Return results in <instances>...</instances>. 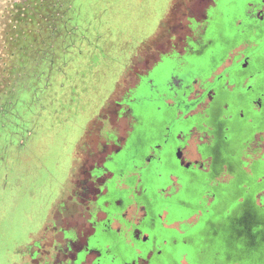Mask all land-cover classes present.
<instances>
[{
    "label": "flooded vegetation",
    "instance_id": "flooded-vegetation-1",
    "mask_svg": "<svg viewBox=\"0 0 264 264\" xmlns=\"http://www.w3.org/2000/svg\"><path fill=\"white\" fill-rule=\"evenodd\" d=\"M199 3L172 25L191 22L183 55L122 98L107 168L72 162L11 264H264V0ZM65 207L84 222L65 229Z\"/></svg>",
    "mask_w": 264,
    "mask_h": 264
},
{
    "label": "rangeland",
    "instance_id": "rangeland-1",
    "mask_svg": "<svg viewBox=\"0 0 264 264\" xmlns=\"http://www.w3.org/2000/svg\"><path fill=\"white\" fill-rule=\"evenodd\" d=\"M31 1L43 7L33 14L25 0H0V98L29 100L9 103L13 125L0 133V264H11L38 229L49 188L71 183L67 174L82 159L74 149L92 116L115 95L125 97L133 69H149L152 61L145 65L138 50L161 23L175 26L180 11L201 6L199 0ZM33 34L41 38L25 47ZM133 96L156 101L144 85Z\"/></svg>",
    "mask_w": 264,
    "mask_h": 264
},
{
    "label": "snow or ice",
    "instance_id": "snow-or-ice-1",
    "mask_svg": "<svg viewBox=\"0 0 264 264\" xmlns=\"http://www.w3.org/2000/svg\"><path fill=\"white\" fill-rule=\"evenodd\" d=\"M197 3L198 0H192L193 5ZM197 11V7H192L190 9L191 16L195 17ZM190 28L191 22H189L185 32H178L166 22L161 23L158 30L144 45L145 50H138V53L145 58V65L149 60L155 65H163L170 61L173 56L177 54L183 55L182 50L177 49V45L186 42L185 37L190 35ZM137 74L138 70L133 69L132 73H130V79ZM137 83L138 81H135L131 86L136 87ZM120 102L121 96L115 95L114 100L105 102V104L101 105L100 110L92 116L84 134L77 143L78 154L83 158L85 163H88L90 160H95L97 167L104 164V152L101 151L100 146L105 143V139L101 138V136L110 137V135L118 134L123 126V113L118 107ZM104 168H107L106 164H104ZM97 174L103 175V172ZM64 211L69 212V216L64 218L63 226L65 229L71 230L76 227L78 223L84 222L74 212H70L67 207L64 208ZM56 215L57 218H59V209H57ZM37 247H39V243H37ZM80 258L84 260L86 264H91L86 252H82Z\"/></svg>",
    "mask_w": 264,
    "mask_h": 264
},
{
    "label": "trees",
    "instance_id": "trees-1",
    "mask_svg": "<svg viewBox=\"0 0 264 264\" xmlns=\"http://www.w3.org/2000/svg\"><path fill=\"white\" fill-rule=\"evenodd\" d=\"M25 3H26V12L27 13H35L36 10H40L43 6H36L33 4V2L31 0H25ZM71 3V2H70ZM58 4V3H56ZM25 5V4H24ZM50 5V4H49ZM55 5V3H54ZM56 6V5H55ZM55 6H52L53 10L55 12H57L54 8ZM50 7V6H48ZM58 11H60L59 9H57ZM32 18H33V15L31 16V21H32ZM29 32V31H28ZM29 33H32V32H29ZM28 33V34H29ZM28 36V35H27ZM26 36V37H27ZM40 35H31V36H28V38L24 41L23 45L25 47H28L29 44L33 41H35L36 39H39L41 37H39ZM27 45V46H26ZM26 51H29L30 49L27 48L25 49ZM40 50V49H39ZM36 63H39V62H36ZM9 86L6 87V90ZM3 95H6V93H2ZM4 98H0V133L2 135L5 136V133L9 132L10 131V128L11 126L9 127V125H13V120H11L14 116V112H11L12 109L9 105V103L12 104V101H16V102H19V101H22L23 99L22 98H19L18 96L14 97L12 100H10V97H6V101L3 100ZM25 101V100H23ZM27 102V100L25 101ZM10 133V132H9ZM11 133H16V130H11ZM8 135V134H7ZM6 135V136H7ZM7 138V137H6Z\"/></svg>",
    "mask_w": 264,
    "mask_h": 264
},
{
    "label": "crops",
    "instance_id": "crops-1",
    "mask_svg": "<svg viewBox=\"0 0 264 264\" xmlns=\"http://www.w3.org/2000/svg\"><path fill=\"white\" fill-rule=\"evenodd\" d=\"M70 2L72 3L71 0L69 1V3H70ZM55 5H56V6H55L54 9H55L56 11H58L57 9H59L60 11H58V12H62V11H61V5H60V4H55ZM44 61H50V59H49V58H45ZM13 98H14V97H13ZM28 101H29V100H27L26 104H28ZM11 134H13V135L17 138L16 133H11ZM27 134H28V133H27ZM3 136H4V135H3ZM3 139H5V138H3ZM6 139H7V138H6ZM18 139H19V137H18ZM29 147H30V146H29ZM29 147H28V148H29ZM27 150L29 151V149H27Z\"/></svg>",
    "mask_w": 264,
    "mask_h": 264
}]
</instances>
